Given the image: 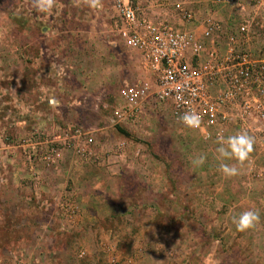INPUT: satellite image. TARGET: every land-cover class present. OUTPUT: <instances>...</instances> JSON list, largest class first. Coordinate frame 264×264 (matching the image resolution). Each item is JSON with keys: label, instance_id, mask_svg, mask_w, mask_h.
Instances as JSON below:
<instances>
[{"label": "rangeland", "instance_id": "1", "mask_svg": "<svg viewBox=\"0 0 264 264\" xmlns=\"http://www.w3.org/2000/svg\"><path fill=\"white\" fill-rule=\"evenodd\" d=\"M134 1L159 19L179 2L206 8ZM116 22L111 0H53L48 13L34 0H0V139L10 161L0 172V264H264V125L251 124L250 159L224 161L239 168L224 177L216 140L177 125L151 92L138 110L125 102L128 87L154 80ZM57 127L87 134L92 156L70 149L32 165ZM201 154L205 163L193 166ZM249 209L261 219L238 231L233 217Z\"/></svg>", "mask_w": 264, "mask_h": 264}, {"label": "built area", "instance_id": "2", "mask_svg": "<svg viewBox=\"0 0 264 264\" xmlns=\"http://www.w3.org/2000/svg\"><path fill=\"white\" fill-rule=\"evenodd\" d=\"M205 1L203 16L179 2L171 15L160 19L141 14L134 0H111V7L121 41L140 55L154 80L152 89L147 84L128 87L123 93L125 102L138 110L151 92L170 109L177 125L210 142L228 136L231 125L246 132L252 130L251 124L264 125V47L255 48L258 38L253 31L256 21L263 18L264 0ZM224 9L231 12L230 22L216 16ZM188 111L200 115L199 128L183 125L180 117ZM87 136L80 130L57 127L46 142L47 151L34 152L29 160L32 165L50 164L70 149L92 156V140ZM8 149L0 139V157Z\"/></svg>", "mask_w": 264, "mask_h": 264}, {"label": "clouds", "instance_id": "3", "mask_svg": "<svg viewBox=\"0 0 264 264\" xmlns=\"http://www.w3.org/2000/svg\"><path fill=\"white\" fill-rule=\"evenodd\" d=\"M93 7L99 6V0H91ZM34 4L39 12L48 13L52 10L53 0H34ZM183 125L190 129L199 128L201 117L194 111L185 112L181 117ZM215 148L216 159L219 161L218 171L226 178L234 177L239 174V168L224 161L235 160L238 164H243L250 159L254 151L255 139L246 131H238L234 134L220 135L216 140ZM206 156L201 154L192 160L193 166H201L205 163ZM259 212L253 209L245 210L233 217V223L238 231L253 229L260 221Z\"/></svg>", "mask_w": 264, "mask_h": 264}, {"label": "crops", "instance_id": "4", "mask_svg": "<svg viewBox=\"0 0 264 264\" xmlns=\"http://www.w3.org/2000/svg\"><path fill=\"white\" fill-rule=\"evenodd\" d=\"M192 5H189V7H191ZM201 6V5H200ZM203 7H198V6H192V9L193 10H197L198 11V13L200 12V14H201V16H203V14H205V12H206V8H205V6L204 5H202ZM198 7V8H197ZM216 16H220V18L221 19H223V20H225V21H227V22H230L229 20H230V17H231V15H230V17L226 14V13H223L221 10L220 11H217L216 12ZM54 58V57H53ZM8 157H9V154H8V151H5L4 153H3V155L0 157V172H2L3 170H2V167L4 166H6L7 164H10V161L8 160ZM41 166V165H40ZM59 166V164H57L55 167H53V168H51V172H52V174H53V177L54 178H56V176H57V173L59 172H56L55 171V169H57V167ZM7 167V166H6ZM41 167H44V166H41ZM41 167H38V172H43L44 170L43 169H41ZM116 167V166H115ZM11 168H9L8 167V170H9V172H11V170H10ZM111 169H116V168H111ZM47 172H50V171H47ZM47 172H45V173H47ZM123 173V172H122ZM43 174V173H42ZM51 174V175H52ZM76 177H78V176H76ZM42 183H41V185H40V188H42V190L44 191V188H46V184H45V181L43 180V181H41ZM39 183V182H38ZM28 185H29V183H28V181L26 182V183H24V186L26 187V189H28L27 187H28ZM54 185H55V183H54ZM118 186H121V185H118ZM34 189L38 192V189H39V184H35L34 185ZM119 199H118V201H116L115 202V204H116V206H118V204H120V202L122 201V198H121V196H120V194H119V196H117ZM99 203L100 204H103L104 205V202H102V201H99ZM110 214V213H109ZM108 214V215H109ZM97 216H101V215H99V214H96V217ZM104 216V215H103ZM262 227H264V222L262 223ZM138 231H137V234L139 233V229L138 228H136ZM264 229V228H263ZM134 234H136V233H134ZM136 234V235H137ZM154 234V233H153ZM152 246V245H151ZM144 249V248H143ZM141 250H142V247H141Z\"/></svg>", "mask_w": 264, "mask_h": 264}, {"label": "trees", "instance_id": "5", "mask_svg": "<svg viewBox=\"0 0 264 264\" xmlns=\"http://www.w3.org/2000/svg\"><path fill=\"white\" fill-rule=\"evenodd\" d=\"M121 132H123V131H121ZM124 133V135L126 136V137H129V134L128 133H126V132H123Z\"/></svg>", "mask_w": 264, "mask_h": 264}]
</instances>
